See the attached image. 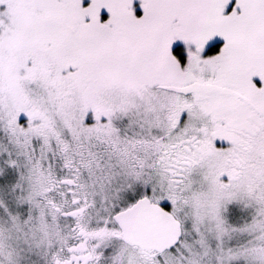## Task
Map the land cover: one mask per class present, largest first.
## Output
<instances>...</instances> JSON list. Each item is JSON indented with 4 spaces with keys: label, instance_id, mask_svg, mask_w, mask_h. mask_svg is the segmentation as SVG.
<instances>
[{
    "label": "snow or ice",
    "instance_id": "1",
    "mask_svg": "<svg viewBox=\"0 0 264 264\" xmlns=\"http://www.w3.org/2000/svg\"><path fill=\"white\" fill-rule=\"evenodd\" d=\"M0 264H264V0H0Z\"/></svg>",
    "mask_w": 264,
    "mask_h": 264
}]
</instances>
